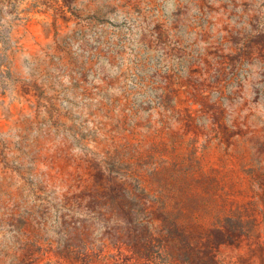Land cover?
<instances>
[{"label": "rangeland", "instance_id": "rangeland-1", "mask_svg": "<svg viewBox=\"0 0 264 264\" xmlns=\"http://www.w3.org/2000/svg\"><path fill=\"white\" fill-rule=\"evenodd\" d=\"M0 264H264V0H0Z\"/></svg>", "mask_w": 264, "mask_h": 264}]
</instances>
